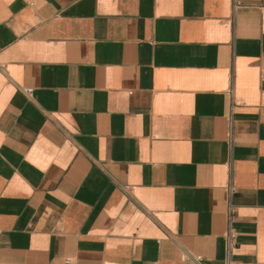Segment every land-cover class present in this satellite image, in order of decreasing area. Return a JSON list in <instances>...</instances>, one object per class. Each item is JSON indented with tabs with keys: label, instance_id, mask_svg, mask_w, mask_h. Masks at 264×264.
I'll list each match as a JSON object with an SVG mask.
<instances>
[{
	"label": "crops",
	"instance_id": "obj_1",
	"mask_svg": "<svg viewBox=\"0 0 264 264\" xmlns=\"http://www.w3.org/2000/svg\"><path fill=\"white\" fill-rule=\"evenodd\" d=\"M0 264H264V0H0Z\"/></svg>",
	"mask_w": 264,
	"mask_h": 264
},
{
	"label": "built area",
	"instance_id": "obj_2",
	"mask_svg": "<svg viewBox=\"0 0 264 264\" xmlns=\"http://www.w3.org/2000/svg\"><path fill=\"white\" fill-rule=\"evenodd\" d=\"M28 91H31V90H28ZM229 188H230V191L232 192L233 191V188L232 187H229ZM233 212H234V208L231 205L230 206V211H229V214H230V227H229V230H228V232L226 234L229 257L232 254V250H233V248H234V246L236 244V238H237V232L232 227Z\"/></svg>",
	"mask_w": 264,
	"mask_h": 264
}]
</instances>
